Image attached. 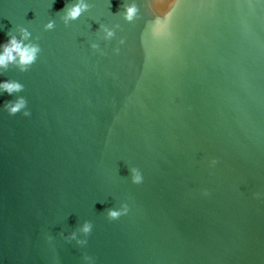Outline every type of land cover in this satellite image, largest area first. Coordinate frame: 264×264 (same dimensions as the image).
Returning a JSON list of instances; mask_svg holds the SVG:
<instances>
[{
	"label": "water",
	"instance_id": "95a60500",
	"mask_svg": "<svg viewBox=\"0 0 264 264\" xmlns=\"http://www.w3.org/2000/svg\"><path fill=\"white\" fill-rule=\"evenodd\" d=\"M71 2L0 0V45L19 26L42 49L0 74L31 113L0 93V264H264V0H87L65 26Z\"/></svg>",
	"mask_w": 264,
	"mask_h": 264
},
{
	"label": "clouds",
	"instance_id": "9594fccd",
	"mask_svg": "<svg viewBox=\"0 0 264 264\" xmlns=\"http://www.w3.org/2000/svg\"><path fill=\"white\" fill-rule=\"evenodd\" d=\"M175 3V0H174ZM173 3V5H174ZM172 5V6H173ZM171 6V7H172ZM91 5L87 0H73L71 3H66L64 8L59 12L61 22L68 26L70 22L77 20L82 14L86 13ZM122 13H119L122 16V19L125 22L131 23L134 20L139 18V9L136 3L124 4ZM171 9V8H170ZM168 13L163 14V18L157 16L153 25H152V34L156 37L163 36L167 33L168 25ZM114 27H119L116 25ZM55 28V21L49 20L43 25V31H50ZM99 30L103 33L102 39L105 41L110 40L114 37L115 32L113 29H109L106 26L100 25ZM16 31L19 32V39L16 35H13L12 31L7 33L8 40L6 43L0 45V74L7 72L12 68L17 69L19 72H27L32 65H34L42 49L37 41L40 37H32V33L29 32L25 27H17ZM120 44H123L124 41L121 39ZM90 48L94 51H99L103 55V51L99 49V45L92 43ZM114 52H118L119 49H114ZM24 91V85L16 80H7L0 83V93H7L8 95H15ZM14 100L6 101L3 105V109L10 115L14 116L17 113H20L24 117L30 116V111L27 110V100L23 96L15 95ZM217 163L216 160L210 161V166H214ZM130 179L133 184H141L143 177L141 172L132 167L129 169ZM203 195H208L207 191L203 192ZM129 206L126 203H122L118 209L109 208L106 210L107 219L114 221L119 219L121 216H124L128 213ZM93 225L89 221H85L80 228L85 236V239L76 240V234L72 233L68 237H64L67 241L76 240V243L81 246L87 244V237L90 235ZM85 261H88L89 264H94V258L88 255L83 257Z\"/></svg>",
	"mask_w": 264,
	"mask_h": 264
}]
</instances>
